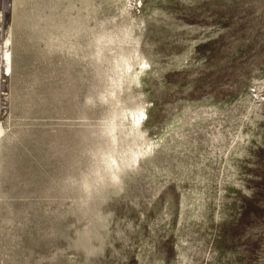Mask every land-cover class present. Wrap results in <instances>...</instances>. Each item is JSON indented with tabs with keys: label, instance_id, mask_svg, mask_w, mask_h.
<instances>
[{
	"label": "rangeland",
	"instance_id": "374dc122",
	"mask_svg": "<svg viewBox=\"0 0 264 264\" xmlns=\"http://www.w3.org/2000/svg\"><path fill=\"white\" fill-rule=\"evenodd\" d=\"M5 28L0 264H264V0H12Z\"/></svg>",
	"mask_w": 264,
	"mask_h": 264
},
{
	"label": "built area",
	"instance_id": "2783aa9c",
	"mask_svg": "<svg viewBox=\"0 0 264 264\" xmlns=\"http://www.w3.org/2000/svg\"><path fill=\"white\" fill-rule=\"evenodd\" d=\"M12 8V0H0V43L3 42V37L6 30L8 14ZM7 75H0V114L3 112L4 105L8 101L7 93L5 92Z\"/></svg>",
	"mask_w": 264,
	"mask_h": 264
},
{
	"label": "bare ground",
	"instance_id": "6f19581e",
	"mask_svg": "<svg viewBox=\"0 0 264 264\" xmlns=\"http://www.w3.org/2000/svg\"><path fill=\"white\" fill-rule=\"evenodd\" d=\"M9 40L10 39H8L6 41V43L4 42L3 44L0 45V48L3 45L2 50H0V75L2 74V75H7L8 76V75H10L12 73V67H13L12 49L10 47V43H9L10 41ZM127 70L129 71V69H127ZM134 118H135V116H134ZM134 123H135V125H138V123H139V116H138V119L136 121H134ZM3 133H4V127H3V125H2V123L0 121V139H1ZM135 158H136V156H135Z\"/></svg>",
	"mask_w": 264,
	"mask_h": 264
},
{
	"label": "snow or ice",
	"instance_id": "6c2138e0",
	"mask_svg": "<svg viewBox=\"0 0 264 264\" xmlns=\"http://www.w3.org/2000/svg\"><path fill=\"white\" fill-rule=\"evenodd\" d=\"M143 67H148L147 65H143ZM143 115V114H142Z\"/></svg>",
	"mask_w": 264,
	"mask_h": 264
}]
</instances>
